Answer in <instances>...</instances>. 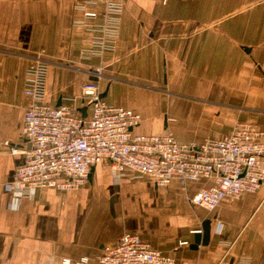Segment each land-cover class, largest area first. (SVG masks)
Segmentation results:
<instances>
[{"label": "crops", "instance_id": "1", "mask_svg": "<svg viewBox=\"0 0 264 264\" xmlns=\"http://www.w3.org/2000/svg\"><path fill=\"white\" fill-rule=\"evenodd\" d=\"M83 2L0 0V264H64L62 257L81 255L94 264L124 231L174 264H264V185L206 209L187 196L211 179L162 186L102 159L76 188L15 191L29 147L24 87L35 55L50 60L47 102L85 115L82 86L96 80L106 101L140 114L136 133L202 141L238 121L264 123V0H122L116 43L100 54L88 50L93 32L83 23ZM5 140L21 150L12 153ZM206 220L209 237L195 244Z\"/></svg>", "mask_w": 264, "mask_h": 264}, {"label": "built area", "instance_id": "2", "mask_svg": "<svg viewBox=\"0 0 264 264\" xmlns=\"http://www.w3.org/2000/svg\"><path fill=\"white\" fill-rule=\"evenodd\" d=\"M98 5H102L98 9ZM86 28L93 32L88 50L100 54L113 48L120 26L122 0H84L79 4ZM50 60L33 57L27 67L24 92L30 101L24 109L22 134L29 147L17 166L15 191L28 194L39 187L66 191L87 181L92 166L105 159L114 171L131 169L157 185L172 179H211L187 196L213 209L225 196L237 198L264 185V123L238 121L232 130L202 141H180L172 131L133 132L140 114L106 101L96 80L83 83L82 96L89 105L85 115L67 104L45 100L46 70ZM95 75L101 77L99 67ZM12 153L20 151L8 140ZM186 244L187 240H181ZM64 264H90L88 255L62 257ZM174 257L154 248L139 233L124 231L113 245L101 248L94 264H174ZM182 264H196L183 261Z\"/></svg>", "mask_w": 264, "mask_h": 264}, {"label": "water", "instance_id": "3", "mask_svg": "<svg viewBox=\"0 0 264 264\" xmlns=\"http://www.w3.org/2000/svg\"><path fill=\"white\" fill-rule=\"evenodd\" d=\"M210 224L209 220L203 222L202 229L194 233V243H205L209 237Z\"/></svg>", "mask_w": 264, "mask_h": 264}, {"label": "clouds", "instance_id": "4", "mask_svg": "<svg viewBox=\"0 0 264 264\" xmlns=\"http://www.w3.org/2000/svg\"><path fill=\"white\" fill-rule=\"evenodd\" d=\"M11 207H12L13 209H16V208L18 207V203H17L16 201H14V202L12 203Z\"/></svg>", "mask_w": 264, "mask_h": 264}, {"label": "rangeland", "instance_id": "5", "mask_svg": "<svg viewBox=\"0 0 264 264\" xmlns=\"http://www.w3.org/2000/svg\"><path fill=\"white\" fill-rule=\"evenodd\" d=\"M35 56H37V55H35ZM35 56H34V57H35ZM41 56H42V55H41Z\"/></svg>", "mask_w": 264, "mask_h": 264}]
</instances>
